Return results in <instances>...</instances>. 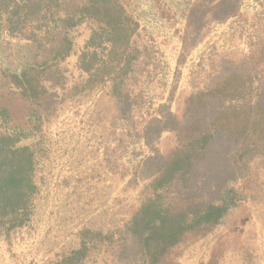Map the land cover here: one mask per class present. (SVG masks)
I'll return each instance as SVG.
<instances>
[{
    "label": "trees",
    "instance_id": "obj_1",
    "mask_svg": "<svg viewBox=\"0 0 264 264\" xmlns=\"http://www.w3.org/2000/svg\"><path fill=\"white\" fill-rule=\"evenodd\" d=\"M241 5L190 4L181 57L201 42L207 25L236 18ZM139 30L129 0H0V38L17 41L20 49L17 65L0 68V94H15L30 106L25 125H15L0 102V240L32 227L50 127L66 107L104 91L149 149L131 179L144 181L140 202L123 227L83 228L78 246L53 264L105 256L112 264H181L186 248L246 203L251 167L264 161V72L250 65L264 59V48L223 63L180 114L169 99L137 128L129 82L143 58ZM165 133L174 138L168 153L157 147Z\"/></svg>",
    "mask_w": 264,
    "mask_h": 264
},
{
    "label": "rangeland",
    "instance_id": "obj_2",
    "mask_svg": "<svg viewBox=\"0 0 264 264\" xmlns=\"http://www.w3.org/2000/svg\"><path fill=\"white\" fill-rule=\"evenodd\" d=\"M129 1L140 24L143 51L141 66L129 82L137 128L169 99L172 112L180 114L184 101L223 63L247 60L264 48V0H242L239 16L207 25L201 42L183 58L188 7L195 0ZM18 45L0 38V68L17 65ZM252 64L264 72V59ZM0 97L14 124L25 125L30 106L12 93ZM139 136L121 120L108 91L66 107L48 131L45 184L32 227L0 240V264H53L58 254L78 246L83 228L126 225L144 186L140 178L131 179L149 154ZM157 147L168 153L174 147L173 134H163ZM251 168L246 203L213 234L186 248L181 264H264V161L256 160ZM89 264L112 263L105 256Z\"/></svg>",
    "mask_w": 264,
    "mask_h": 264
}]
</instances>
